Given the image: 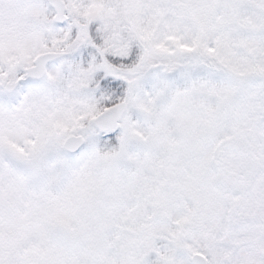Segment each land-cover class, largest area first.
<instances>
[{
  "label": "snow or ice",
  "instance_id": "1",
  "mask_svg": "<svg viewBox=\"0 0 264 264\" xmlns=\"http://www.w3.org/2000/svg\"><path fill=\"white\" fill-rule=\"evenodd\" d=\"M0 264H264V0H0Z\"/></svg>",
  "mask_w": 264,
  "mask_h": 264
}]
</instances>
